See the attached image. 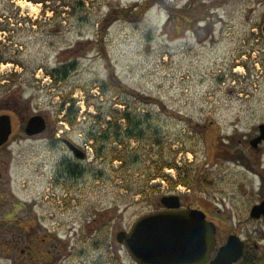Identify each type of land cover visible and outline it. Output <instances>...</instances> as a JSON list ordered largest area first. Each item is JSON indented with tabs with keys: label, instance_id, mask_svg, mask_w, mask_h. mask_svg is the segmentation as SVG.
Instances as JSON below:
<instances>
[{
	"label": "rangeland",
	"instance_id": "obj_1",
	"mask_svg": "<svg viewBox=\"0 0 264 264\" xmlns=\"http://www.w3.org/2000/svg\"><path fill=\"white\" fill-rule=\"evenodd\" d=\"M144 1L0 0V42L7 58L0 64V116L8 115L12 127L0 146V194L8 197L0 210L13 212L0 228L1 237L19 244L11 253L0 247V264H137L116 235L156 212L162 197H187L188 188L194 195L187 200L215 213L226 233L236 223L235 193L243 203L251 191L257 199L261 180L246 171L245 149L253 129L264 123V0H229L204 22L177 31L155 6L137 23L114 21L99 41V22L111 9ZM110 70L171 113L122 97L134 109L140 140H124L123 146L104 138L94 146L86 139L90 131L119 135L127 125L89 117L103 95L117 98L104 87ZM63 99L79 109L73 127L60 122ZM35 115L47 129L28 136L26 122ZM63 140L86 157H75ZM114 154L126 155V167L111 159ZM156 162L182 169L180 178L202 183L200 190L172 189L162 177L147 181ZM256 170L264 171V156ZM162 171L172 182L179 175L175 168ZM18 204L24 207L13 210ZM26 235L39 240L34 256L25 248Z\"/></svg>",
	"mask_w": 264,
	"mask_h": 264
},
{
	"label": "water",
	"instance_id": "obj_2",
	"mask_svg": "<svg viewBox=\"0 0 264 264\" xmlns=\"http://www.w3.org/2000/svg\"><path fill=\"white\" fill-rule=\"evenodd\" d=\"M47 123L40 115L30 117L25 134L34 136L46 130ZM12 132L8 115L0 116V146L4 145ZM260 135L250 141L257 146L264 141V123L259 126ZM78 158H84L74 144L64 140ZM81 152V153H80ZM166 208L140 217L130 231L119 232L116 241L122 244L137 264H203L215 247V226L206 220L202 211L179 209L177 196L161 198ZM253 216H264V200L255 207ZM243 243L236 236H229L216 256L208 264H233L241 256Z\"/></svg>",
	"mask_w": 264,
	"mask_h": 264
},
{
	"label": "trees",
	"instance_id": "obj_3",
	"mask_svg": "<svg viewBox=\"0 0 264 264\" xmlns=\"http://www.w3.org/2000/svg\"><path fill=\"white\" fill-rule=\"evenodd\" d=\"M33 1V0H30ZM229 0H200V4H194L193 2L191 3H186L184 6H179L175 3H171L168 0H145L143 4L140 3H136L133 6H130V8H114L111 9L103 18L102 20H100L99 22V27L97 29V38L99 39V41L101 42L103 39V36L107 33V30L109 28V26L116 20L118 19H123L126 20L128 22H134L137 23L139 21H141L144 18V15L147 13L148 10H150L151 8L157 6L158 8L162 9L163 11H165L166 15H167V22L171 23L172 25H174V30H179V27L183 26V25H188L189 27H191L193 24H197L200 22H204L205 19L207 18V15L210 14L213 10H217L220 9L221 7H223L224 5H226L228 3ZM207 25V23L205 24V26ZM3 29L0 28V31H2ZM7 62V58L4 56V51L1 50V42H0V64L2 63H6ZM15 63V62H14ZM17 64V63H16ZM51 75V74H50ZM7 87V86H6ZM104 87L109 88L110 90L116 92V96L117 98L112 101L111 100H105L103 95V99L101 102H95L93 103L92 106H94L96 115L94 116H89L91 118L92 121H105L107 118L110 120H114L115 122L119 121V120H123L127 123L126 128H127V132H126V128L125 131L121 132L119 135L117 134H110V133H105V132H101V131H95L92 132L90 131V133L87 134L86 139L87 140H91L92 142L95 143L94 146H102L104 138L106 139H115L116 143H119L120 145L125 146L124 140H128V139H133V140H137L139 141L141 138V131H137L136 127L132 124V122L135 121V117L133 115L134 113V109L133 107H130V105L126 102H122V99H131L133 101L142 103V104H147V105H155L158 107L159 111L161 113H171L169 110H167V108L155 97L152 96H147L144 95L138 91H135L134 89H131L128 85H125L124 83H122L118 77L115 75V73H113L112 70L109 71L108 76L106 78V81L104 83ZM99 89L101 90V93L104 94V88L99 87ZM123 97V98H122ZM121 98V99H120ZM108 103V104H107ZM110 103V105H109ZM67 106V108H65V106ZM123 106L124 108L122 110H117L115 108H113V106ZM86 107H90L89 104L86 105ZM75 108V102L69 99H63L62 102L60 103V111H63L64 114L60 119L61 123H65L68 124L70 127L74 126V119L77 116L79 109ZM59 111V112H60ZM173 114V113H172ZM175 117H179L178 114L174 113L173 114ZM182 120H186L185 117H180ZM95 128V126H93ZM57 131V129L55 128L52 134H55ZM99 135V136H97ZM117 135V136H114ZM119 136V138H118ZM156 134H151V142H154L157 145L158 142V137L156 138ZM206 137H208V135H206ZM212 143V142H211ZM159 144V142H158ZM212 145V144H211ZM100 151V149H99ZM112 160L116 159L118 161L121 162V164H123V167H126L127 165V158L126 155H123V157L120 154H114L111 157ZM157 168L156 170L153 172V176L150 177L148 176L147 181L150 180H154L156 177H162L163 180H165V182H167L170 187L173 189L175 188L177 185L182 184L185 186H190V188H193L195 190H200V186L202 183H193V184H189L186 179H181L180 177H182V169L176 167L175 165H173L172 163H160V165H158V163L156 162L154 164ZM166 168H175L177 170V173H179L177 179L175 180V182H172L166 175H164L163 173V169ZM185 178V176H183ZM4 194H0V202H6L5 198H8L7 196H3ZM1 204V203H0ZM23 208L24 205H14V208H12L13 210H15V208ZM0 208L1 205H0ZM16 208V209H17ZM0 222L2 224H5L4 220L7 221V217L9 215H11L13 212L8 211V209L0 210ZM0 223V224H1ZM6 225V224H5ZM0 227H4V226H0ZM14 234V233H13ZM5 238L1 237V228H0V247L3 250V248H7L10 253L13 250L18 249L17 244L15 243V241L13 242L12 245H8V236H4ZM27 239H29V246L27 244V248L30 250V256H34V253L32 252V247H33V243H37L39 240H33L32 237H30L29 235L26 237ZM5 250V249H4ZM3 250V251H4ZM21 250V249H20ZM8 251V253H9ZM6 252V250H5ZM15 252V251H14ZM48 255V252H47ZM42 258L46 257L45 256V252L42 253ZM48 260L47 258L44 259Z\"/></svg>",
	"mask_w": 264,
	"mask_h": 264
},
{
	"label": "flooded vegetation",
	"instance_id": "obj_4",
	"mask_svg": "<svg viewBox=\"0 0 264 264\" xmlns=\"http://www.w3.org/2000/svg\"><path fill=\"white\" fill-rule=\"evenodd\" d=\"M258 127L253 129L255 132L253 136H251L248 140V147H246L245 149V158L247 159L248 163V168L246 171L252 170L251 172H254L258 179L261 180L259 190L258 192H256L257 199H255L256 201L254 200V192L251 191L245 194L247 203H243L242 194L235 193V204L232 208V211L236 223L235 225H233L232 230L229 233H226L219 228L216 223L217 215L215 213L211 214L209 211L202 209L192 201L187 200V198H191V196L194 195L191 190L187 189V192L189 194L187 195V197L184 195H178L180 204L179 209H192L202 211L206 216V220L212 222L215 226V247L209 258H207V260L203 264H208L216 256L219 248L226 243L229 236H236L243 243L242 254L240 258L233 264H264V216L261 215L259 217H256L252 215L255 207L259 206L264 200V171L256 170V165L260 164L261 159L264 156V141L259 142L257 146L250 145V141L260 135ZM65 146L68 148L67 144H65ZM77 148L81 152H83L85 158L86 153L82 149H80V147ZM69 151L73 154L70 149ZM73 155L75 156V154ZM238 196L240 197V199ZM243 204H245V208ZM164 209L165 208L161 204H159V208L157 211H162ZM7 241L8 245H12L14 239L11 236ZM17 246H19V244H17ZM24 251L25 250H22L21 252L23 253Z\"/></svg>",
	"mask_w": 264,
	"mask_h": 264
}]
</instances>
